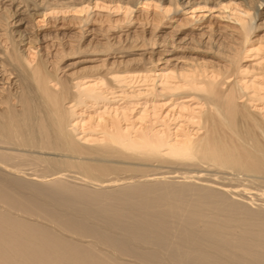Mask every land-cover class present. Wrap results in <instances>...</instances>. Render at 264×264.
Returning a JSON list of instances; mask_svg holds the SVG:
<instances>
[{
  "label": "bare ground",
  "instance_id": "1",
  "mask_svg": "<svg viewBox=\"0 0 264 264\" xmlns=\"http://www.w3.org/2000/svg\"><path fill=\"white\" fill-rule=\"evenodd\" d=\"M0 264H264V0H0Z\"/></svg>",
  "mask_w": 264,
  "mask_h": 264
},
{
  "label": "rangeland",
  "instance_id": "2",
  "mask_svg": "<svg viewBox=\"0 0 264 264\" xmlns=\"http://www.w3.org/2000/svg\"><path fill=\"white\" fill-rule=\"evenodd\" d=\"M93 9H96L95 11L99 12V11H98V8H95V7H94ZM139 9H141V6H140V5H139ZM73 59H74V58H73ZM73 59H69V61H71V60H73ZM144 100H145V99H143V98L139 100V104H140V105H139L138 107L135 108V110L133 111V115H132V117H133V116L138 117V116L142 113L143 106H144ZM148 106H149V103H148ZM89 112H93V111L90 110Z\"/></svg>",
  "mask_w": 264,
  "mask_h": 264
}]
</instances>
